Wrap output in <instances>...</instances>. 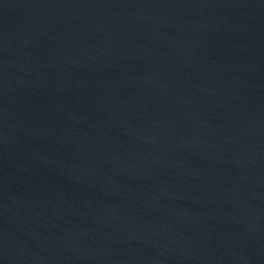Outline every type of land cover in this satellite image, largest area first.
Listing matches in <instances>:
<instances>
[{"label":"water","instance_id":"1","mask_svg":"<svg viewBox=\"0 0 264 264\" xmlns=\"http://www.w3.org/2000/svg\"><path fill=\"white\" fill-rule=\"evenodd\" d=\"M0 264H264V0H0Z\"/></svg>","mask_w":264,"mask_h":264}]
</instances>
